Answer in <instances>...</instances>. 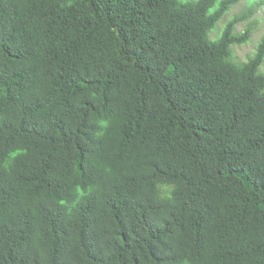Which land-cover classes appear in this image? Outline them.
I'll return each instance as SVG.
<instances>
[{"label":"trees","instance_id":"obj_1","mask_svg":"<svg viewBox=\"0 0 264 264\" xmlns=\"http://www.w3.org/2000/svg\"><path fill=\"white\" fill-rule=\"evenodd\" d=\"M241 1L0 0V264H264Z\"/></svg>","mask_w":264,"mask_h":264},{"label":"rangeland","instance_id":"obj_2","mask_svg":"<svg viewBox=\"0 0 264 264\" xmlns=\"http://www.w3.org/2000/svg\"><path fill=\"white\" fill-rule=\"evenodd\" d=\"M254 0H243L236 4L235 6L232 7V9L227 13L225 18L219 23L218 29L212 31L211 35L212 37H216L218 32L222 30L224 27L225 23L235 14L239 13L243 9L247 7V5ZM259 1V0H255ZM258 20L259 22L257 23V27H255L253 33H252V38L251 40L241 46H235L234 47V52H235V57L239 61H245L247 60L248 56L254 53L257 42L260 40L262 34L264 33V3L259 7L258 11L256 14L251 18ZM249 21H244L240 23L237 26V31H244L245 27L248 25Z\"/></svg>","mask_w":264,"mask_h":264}]
</instances>
